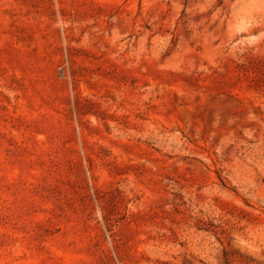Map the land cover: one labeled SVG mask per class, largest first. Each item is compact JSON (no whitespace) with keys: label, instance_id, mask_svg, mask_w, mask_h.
<instances>
[{"label":"rangeland","instance_id":"rangeland-1","mask_svg":"<svg viewBox=\"0 0 264 264\" xmlns=\"http://www.w3.org/2000/svg\"><path fill=\"white\" fill-rule=\"evenodd\" d=\"M0 264H264V0H0Z\"/></svg>","mask_w":264,"mask_h":264}]
</instances>
